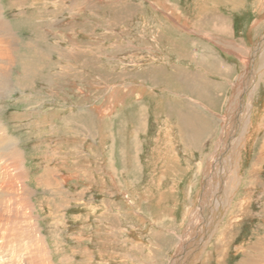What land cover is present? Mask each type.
<instances>
[{
    "label": "rangeland",
    "instance_id": "1",
    "mask_svg": "<svg viewBox=\"0 0 264 264\" xmlns=\"http://www.w3.org/2000/svg\"><path fill=\"white\" fill-rule=\"evenodd\" d=\"M0 9L22 44L15 58L29 64L13 67L0 97L12 141L1 143L0 264H264V0H0ZM176 68L219 86L210 105L186 97L213 120L206 147L185 146L166 114Z\"/></svg>",
    "mask_w": 264,
    "mask_h": 264
},
{
    "label": "bare ground",
    "instance_id": "2",
    "mask_svg": "<svg viewBox=\"0 0 264 264\" xmlns=\"http://www.w3.org/2000/svg\"><path fill=\"white\" fill-rule=\"evenodd\" d=\"M17 4H21L19 3V1L17 2ZM203 12V11H202ZM175 17V16H174ZM229 17V16H228ZM0 97L2 96V89L3 87H6V76H8L9 74L12 73V69L14 66L17 65V63L21 64L22 67V72L23 73H27L29 72V64L27 63V59L25 57V55L20 54L21 56H17L19 58H15L14 55H16L17 51L19 50V48L22 46V44H20L19 40L15 38L14 33L10 30V26L6 23V19L3 15V12H1L0 9ZM218 18V16H217ZM175 19V18H174ZM200 19V18H198ZM176 20V19H175ZM219 20V18H218ZM221 20V19H220ZM174 21V20H173ZM221 22V21H220ZM223 22V21H222ZM227 25L225 24V29H226ZM206 28V27H205ZM38 29V28H37ZM219 32L221 30H224V27H222L221 24V28L217 29ZM258 31V30H257ZM256 31V32H257ZM225 32V31H223ZM264 40V37L260 38V42ZM216 41V40H215ZM225 41V40H224ZM232 41V40H231ZM230 41V42H231ZM219 42V41H218ZM259 42V41H258ZM256 43L257 45L259 43ZM239 44V43H237ZM263 44V43H262ZM23 46H27V45H23ZM231 46V45H230ZM31 47V46H30ZM262 46H259L255 48V50L252 51V54L250 56V60L253 62L254 60L256 61L258 58V53L260 54V49ZM29 48V47H28ZM239 48V47H238ZM241 50V49H240ZM40 52V51H39ZM21 53V52H20ZM41 53V52H40ZM18 54V53H17ZM26 54V53H25ZM13 55V56H12ZM40 59H42L43 56L40 57V55L38 56ZM45 58V56H44ZM43 58V59H44ZM48 60V59H47ZM248 60V58L246 59ZM42 61V60H40ZM50 61V60H49ZM248 62V61H247ZM250 62V61H249ZM251 62V63H252ZM50 63V62H49ZM247 64V63H246ZM251 65V64H250ZM249 65V66H250ZM40 66V65H39ZM197 66V65H196ZM252 66V65H251ZM31 69L33 70H38L41 69L37 66H30ZM197 68V67H196ZM248 68V67H247ZM51 70V69H50ZM195 70V69H194ZM49 71V70H47ZM21 71H18L19 75L22 73ZM167 72V71H166ZM164 72V73H166ZM12 75V74H11ZM51 75L50 77L53 78V74H49ZM48 75L47 80L50 81V77ZM12 77V76H11ZM45 78V77H44ZM168 80L169 82H174L177 86L176 90H177V98L174 101V105L171 104H167L166 106V114L167 116H171L175 118L176 121V125L178 126V129L180 130V134L182 136V140L185 146H189L191 148H195L197 147L198 149H200L201 147H204L205 144H207L212 137L214 136L212 134L213 132V125L212 122L213 120H211V118H207L206 115L202 114L200 111H198L196 109V105L194 106L192 103H189L190 101L186 98H190L191 101H195V102H199L198 100H201L202 102L204 101L207 104H212L213 99H212V95L211 93H215L216 91L219 90V86L217 87L216 83L211 82L210 80H208L205 76H203L201 73H198L197 70L195 71H186V70H182L180 68H176L173 71H171L170 74H168ZM55 81V80H54ZM251 82V81H250ZM254 82V81H253ZM250 87V86H249ZM253 87V86H252ZM254 88V87H253ZM175 89V88H174ZM241 89V88H240ZM7 90V89H6ZM20 90V89H19ZM14 91V90H13ZM154 92V91H153ZM173 93V92H172ZM175 93V92H174ZM246 93V91H245ZM175 96V95H174ZM140 98V97H139ZM238 98V97H237ZM2 99V98H1ZM239 103V102H238ZM251 102H249V99H244L241 104H239V111L240 113L243 112V114H246L247 111H249V107L252 106V104H250ZM4 105V104H3ZM236 106V105H235ZM36 108V107H35ZM162 108V107H161ZM98 109V107H97ZM144 109V108H143ZM164 109V108H163ZM211 109V108H210ZM100 110V109H99ZM231 110V109H230ZM31 110H25L24 113H28L30 114ZM142 112V111H141ZM230 112V111H229ZM143 113V112H142ZM52 115V114H51ZM143 115V114H142ZM16 116V115H15ZM244 116V115H243ZM237 117V116H236ZM227 118V117H226ZM230 118V117H229ZM146 119V118H145ZM166 119V118H165ZM233 118H231V121H227L229 124L233 121ZM241 119V117H240ZM18 120V119H17ZM24 120V119H23ZM145 121V120H144ZM174 121V122H175ZM239 121V119H238ZM242 121V120H241ZM16 121H13V123H15ZM225 120V126L229 127L228 123ZM244 122V121H243ZM18 124L16 125H21L20 124V120H18L17 122ZM147 123V122H146ZM240 123V122H239ZM243 123L241 122L240 124V129H241V125ZM249 124V123H248ZM15 125V124H14ZM228 125V126H227ZM30 128H36L40 130V125L36 122H33V124H31L29 126ZM136 127V126H135ZM142 127V126H141ZM226 127L224 128L223 133L224 136H226ZM239 127H236L237 131L239 129ZM243 127V126H242ZM44 128H46L47 130H51V128L49 127V124L46 123L44 125ZM1 131H4L3 134L5 137L0 136V158L2 161V157H4V152L5 150L8 149L7 146H3L1 145V143H5L7 145H9L12 141L7 137L6 134H8V130L7 128H2L0 127ZM144 129V128H142ZM232 130V129H231ZM40 132V131H39ZM229 134V133H227ZM235 135V134H234ZM237 135V137H236ZM235 137L233 138V143L238 142V137L239 133H236ZM54 136V135H53ZM228 137V136H227ZM56 139V138H55ZM138 140V139H137ZM229 141V140H228ZM227 141V142H228ZM231 141V140H230ZM140 142V140H139ZM232 143V142H231ZM240 143V141H239ZM137 144V142H136ZM182 144V143H181ZM211 144V143H210ZM264 145V144H263ZM211 146V145H210ZM30 147V146H29ZM206 147V146H205ZM212 147V146H211ZM57 148V147H56ZM210 148V147H209ZM124 151V149L122 150ZM264 151V150H263ZM7 152V151H6ZM5 152V153H6ZM217 153V151H216ZM30 154V153H29ZM200 154V153H199ZM126 155V154H124ZM218 154L215 160H212L211 164L215 165L216 160H220V157ZM223 156H221L222 158L227 156V152H224L222 154ZM11 157L14 158L15 163L18 162V152L15 151L11 154ZM126 157V156H125ZM129 158V156H128ZM133 161L137 159V157L134 155L133 157ZM259 159V158H258ZM123 160V159H122ZM232 160V159H231ZM234 160V159H233ZM110 161V160H109ZM123 164H125V159L122 161ZM131 162V161H130ZM129 163V162H128ZM3 164V163H1ZM112 164V163H111ZM113 165V164H112ZM255 165V164H254ZM3 166V165H2ZM6 166V165H5ZM198 166V165H197ZM221 166V164H220ZM123 167V166H122ZM255 167V166H253ZM223 168V167H222ZM14 169V168H13ZM125 169V168H124ZM5 170V169H4ZM7 170V169H6ZM3 171V170H2ZM49 171V170H48ZM113 171V170H112ZM216 170H214L215 172ZM222 171V170H221ZM220 171V172H221ZM219 172V173H220ZM231 172V170H230ZM9 173V172H8ZM217 175V172H215ZM48 174V173H47ZM226 177L229 181V179L232 177H229V173L225 172ZM123 175V174H122ZM10 177V176H9ZM18 177V176H17ZM221 178V177H220ZM38 179V178H37ZM44 179L48 182V184H50V179L51 177H47L44 176ZM222 179V178H221ZM13 180V179H12ZM215 180V177L213 175V181H212V185H215L213 182ZM232 180L231 179V184H232ZM34 181V180H33ZM217 181V180H216ZM215 181V182H216ZM227 181V184H229V182ZM43 180L42 179H38V183L42 184ZM37 183V182H36ZM1 184V183H0ZM52 184V183H51ZM233 184H234V180H233ZM4 186V185H3ZM18 186V185H17ZM7 188V187H6ZM245 189V188H244ZM216 193V191H214ZM214 197V196H213ZM164 202V201H163ZM241 202H243L241 200ZM239 200L238 201H234V203L232 204L230 210V214L233 213H238L237 211H240V206L242 208V205ZM217 204V203H216ZM220 204V203H219ZM223 207V206H222ZM194 215V219H196L195 214H192L190 216ZM227 215V214H226ZM198 219V218H197ZM196 219V220H197ZM195 221V220H194ZM193 224V223H192ZM209 231V230H208ZM218 233V232H217ZM221 233V232H219ZM7 242V241H6ZM3 244V243H2ZM10 244V243H9ZM180 246V245H179ZM182 263V262H181Z\"/></svg>",
    "mask_w": 264,
    "mask_h": 264
}]
</instances>
